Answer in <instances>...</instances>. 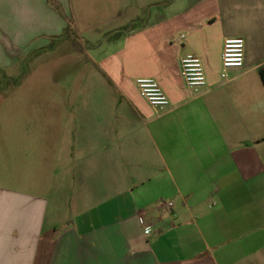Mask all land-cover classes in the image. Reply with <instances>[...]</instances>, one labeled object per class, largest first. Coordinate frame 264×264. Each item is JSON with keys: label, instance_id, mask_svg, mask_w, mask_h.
<instances>
[{"label": "crops", "instance_id": "crops-1", "mask_svg": "<svg viewBox=\"0 0 264 264\" xmlns=\"http://www.w3.org/2000/svg\"><path fill=\"white\" fill-rule=\"evenodd\" d=\"M103 1L139 6L130 21L145 22L100 43L77 33L70 90L13 110L0 142V264H264V0ZM29 31H17L23 43ZM12 37L17 54L47 44ZM229 37L244 39V65L223 78ZM191 56L207 76L197 91L181 74ZM141 77L168 108L141 96Z\"/></svg>", "mask_w": 264, "mask_h": 264}, {"label": "rangeland", "instance_id": "rangeland-1", "mask_svg": "<svg viewBox=\"0 0 264 264\" xmlns=\"http://www.w3.org/2000/svg\"><path fill=\"white\" fill-rule=\"evenodd\" d=\"M103 0H0V142L7 141L11 136L14 116L13 110L17 104H24L22 100L29 97H45V99H54L63 97L72 83L76 80L79 70L78 52L74 49L81 43L77 33L94 42H104V35L117 29L121 24L127 25L131 29L130 18L140 15L139 6H110L102 4ZM23 4V7L22 5ZM27 4V6H26ZM154 7L145 10L142 15L149 20L154 13ZM50 10V12H47ZM34 14L35 26L32 32L24 27L27 15ZM55 13L64 18L66 28L70 25L72 31L62 29L61 32H54L60 26V22L53 16ZM27 14V15H25ZM121 16L120 19H118ZM131 22V23H130ZM138 24V23H137ZM89 26H94V37L87 36ZM126 28V27H125ZM21 33L29 31L30 40L23 43V36H18L17 31ZM52 30V32H51ZM68 33V34H67ZM75 40L70 39L69 36ZM17 38L26 48L36 46L38 48L30 51L27 55L17 54ZM16 38V37H15ZM43 44V45H42ZM54 45L53 48H50ZM86 48V41L84 42ZM23 48L18 45V48ZM44 49V50H43ZM19 60V65L13 63L14 59ZM87 60V58H86ZM85 73L87 68H84ZM26 98V99H25ZM18 101L17 100H20ZM41 99V98H39ZM27 104V103H26ZM38 105L40 102L34 101L30 105ZM52 106L58 103H47ZM6 153V160H11L10 153ZM11 162V161H10ZM11 165L6 167V173L12 175Z\"/></svg>", "mask_w": 264, "mask_h": 264}, {"label": "built area", "instance_id": "built-area-1", "mask_svg": "<svg viewBox=\"0 0 264 264\" xmlns=\"http://www.w3.org/2000/svg\"><path fill=\"white\" fill-rule=\"evenodd\" d=\"M245 41L241 37H229L223 42L221 77L227 78L228 71L241 69L244 65ZM181 74L188 88L198 90L207 85V76L201 58L186 57L181 60ZM137 89L148 104L157 111L165 110L170 106V100L158 81L151 77H141L135 80ZM171 207L172 204H162ZM145 233H151L148 227Z\"/></svg>", "mask_w": 264, "mask_h": 264}, {"label": "trees", "instance_id": "trees-1", "mask_svg": "<svg viewBox=\"0 0 264 264\" xmlns=\"http://www.w3.org/2000/svg\"><path fill=\"white\" fill-rule=\"evenodd\" d=\"M145 21H139V22H137L138 24H142V23H144ZM137 23H134L133 25H132V27L133 28H135V26H136V24ZM129 29H127V28H125V29H121V30H119V31H117V32H115V33H113V34H111V35H108L107 36V39H117V38H119V37H121L123 34H124V32H126V31H128ZM66 31H72V27L69 25L67 28H66ZM68 34V33H67ZM66 34V35H67ZM69 35H67V37H68ZM69 38L70 39H73V40H75L73 37H71V36H69ZM53 46L54 45H51L50 46V48H53ZM44 50V49H43Z\"/></svg>", "mask_w": 264, "mask_h": 264}]
</instances>
